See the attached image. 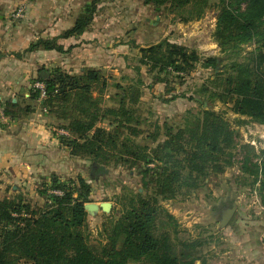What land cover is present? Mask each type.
Segmentation results:
<instances>
[{"label": "trees", "instance_id": "1", "mask_svg": "<svg viewBox=\"0 0 264 264\" xmlns=\"http://www.w3.org/2000/svg\"><path fill=\"white\" fill-rule=\"evenodd\" d=\"M98 1L85 5L74 26L60 37L83 34L94 19ZM243 2H246L243 10L235 7ZM145 3L156 7L169 4L172 10L190 6L192 11L197 9L198 12L192 19H199L208 0H145ZM188 20L190 18L185 19ZM215 36L219 45L229 44L235 52L244 43L257 45V53L249 62L237 63V73L227 77L219 96L222 102L232 104L235 113L264 124V0H237L235 3L221 0ZM40 49L64 52L58 38L41 37L30 43L24 53ZM141 50L144 54L141 62L148 64L150 70L183 74L200 61L197 51L169 41ZM220 61L219 56H209L203 66L216 67ZM43 69L40 71L45 74L40 73L38 79L46 86L44 107L67 123L65 128L73 137L71 155L91 160L97 170L110 163L162 165V171L155 178V190L158 195L170 198L181 188L197 187L208 170L223 172L225 164L230 162L232 149L237 145V131L220 113L209 108V97L213 94H207V87L191 97L201 95L198 102L203 101L202 115L188 127L167 131L164 144L150 150L148 145L134 139L143 134L139 113L143 94L141 81H130L122 87L118 105L106 106L103 95L108 80L100 70L85 68L81 73L72 74L59 67L51 71ZM31 87L30 98L37 100L40 92ZM206 94L207 99H203ZM8 105L16 106L11 102ZM30 109L26 106L22 110ZM105 121L110 128L100 125ZM157 136L154 133L153 137ZM76 181L78 187L74 188L58 185L63 194L53 193V202L39 211L8 197L0 200V264H128L131 261L208 264L204 260L186 259L183 253L177 254L170 233L158 227L163 211L157 196L138 195L132 199L114 226L108 229L107 243L100 250L94 248L86 235L89 213L85 204L91 201V185L82 176ZM164 214L173 218L167 211Z\"/></svg>", "mask_w": 264, "mask_h": 264}, {"label": "rangeland", "instance_id": "2", "mask_svg": "<svg viewBox=\"0 0 264 264\" xmlns=\"http://www.w3.org/2000/svg\"><path fill=\"white\" fill-rule=\"evenodd\" d=\"M29 1L0 4V14L7 17L6 20L12 27L25 24L29 19L26 6ZM47 1L54 8H60L63 0ZM227 1L235 3L237 0ZM220 3L221 0H208L202 17L192 19L198 12L197 9L192 11L190 6L172 10L169 4L156 7L146 4L145 0H99L94 18L97 17L104 28L109 23L113 25L110 42L108 34L102 36L100 42L103 50L110 43V49L114 48L115 51L114 67L111 69L116 70L108 73V86L103 95L104 105L117 106L122 87L130 81H141L144 99L139 103V113L142 117L143 134L134 139L153 150L158 144H164L167 131L188 127L197 116L202 115L203 101L189 109V105H192L189 97L192 93L196 94L197 90L207 87V94H213L209 97V108L220 113L238 135L237 145L232 149L230 162L225 164L223 172L208 170L197 187L191 190L181 188L174 197L166 198L158 195L155 190V178L162 171V165L139 163L130 166L125 163H110L97 170L91 160L70 155L73 137L61 134L69 152L64 172L54 170L41 175L34 178L29 186L18 182L24 190L19 186L14 189L12 184H5L0 180V200L8 197L18 203H28L31 210L39 211L53 202V193L63 194L58 185L78 187L76 180L82 176L91 185L90 202L111 203L109 212L100 209L88 215L87 239L98 250L107 243L108 229L114 226L132 199L138 195L157 196L163 211L158 227L170 233L178 255L183 253L186 259H196L197 262L204 260L208 264H264V161H261L264 140L260 138L261 135L264 136V124L254 121L250 116L235 113L232 104L222 102L219 96L227 77L237 73V63L249 62L257 53V45L241 44L237 52L229 44L219 45L215 32ZM245 6L246 2L235 4V7L242 10ZM21 8L24 9V16L18 17L17 13ZM108 15L110 16L107 18ZM188 18L190 20L185 21ZM63 33L64 30L53 38L59 39ZM162 41L185 45L191 51H197L200 61L183 74L170 70H150L148 64L141 62L144 55L141 48ZM61 53L64 56V52ZM13 54L21 57L15 52ZM209 56H219L220 63L216 67H204V61ZM42 67L43 71L58 67L64 69L63 66ZM42 67L34 77L35 82L41 81L38 79L40 73L45 74L40 71ZM150 84L159 86L154 93L148 88ZM207 94L203 99H207ZM172 95L181 98L176 99V103H169L170 115L165 117L160 108H156V104L159 105L164 99L173 100L170 97ZM149 101L152 104L148 105ZM183 109L186 112L180 118L177 114ZM100 125L110 128L107 121ZM154 133H157V138L153 137ZM254 140L257 144H254ZM232 206H235V211L223 225L222 217ZM164 211L173 218H168ZM128 264L146 263L131 261Z\"/></svg>", "mask_w": 264, "mask_h": 264}, {"label": "crops", "instance_id": "3", "mask_svg": "<svg viewBox=\"0 0 264 264\" xmlns=\"http://www.w3.org/2000/svg\"><path fill=\"white\" fill-rule=\"evenodd\" d=\"M20 1L24 0H0V4ZM90 2L91 0H63L60 8H54L50 1L30 0L26 5L28 22L18 27H12L6 20L7 17L0 14V180L5 184H12L14 189L18 186L23 189L18 182L29 186L36 177L54 170L64 172V164L67 166L68 163L69 152L60 136L61 129L67 123L42 106L39 98H30L32 82L38 69L47 65L63 66L64 70L73 74L81 73L85 68H94L100 70L107 80L108 73L113 70L114 48L110 49L109 43L103 50L100 43L105 34L109 35L110 42L113 25L109 23L104 28L97 17L83 34L58 39V43L64 46V56L60 51L45 49L24 53L33 41L41 37L53 38L63 30L72 28L79 14L84 11L85 4ZM13 52L22 55L19 58ZM158 87L150 84L148 88L154 93ZM194 95L192 93L189 97L192 104L189 109L196 106L201 98L198 95L192 99ZM178 98L181 97L168 101L164 99L160 106L156 104V108H160L161 113L168 117L171 106L169 103L173 104ZM143 99L142 96L141 100ZM9 102L16 106L8 105ZM26 106L31 109L22 110ZM184 112L186 109L177 115L182 118ZM260 138L264 140L263 135ZM253 142L257 144L256 140Z\"/></svg>", "mask_w": 264, "mask_h": 264}, {"label": "water", "instance_id": "4", "mask_svg": "<svg viewBox=\"0 0 264 264\" xmlns=\"http://www.w3.org/2000/svg\"><path fill=\"white\" fill-rule=\"evenodd\" d=\"M85 208L88 211V213H90V214L95 213V212L99 211L100 209L104 212H109L111 209V203L108 201H104L101 203L87 202L85 204ZM234 211H235V206H232L225 211V213L222 217V221H221L223 225H225L229 221V219L233 215Z\"/></svg>", "mask_w": 264, "mask_h": 264}, {"label": "built area", "instance_id": "5", "mask_svg": "<svg viewBox=\"0 0 264 264\" xmlns=\"http://www.w3.org/2000/svg\"><path fill=\"white\" fill-rule=\"evenodd\" d=\"M17 16L18 17H23L24 16V9L23 8H21V9H19L18 10V13H17ZM36 90H39V92H40V96H39V99L40 100H43V99H45V97H46V86H45V83L44 82H41V81H36V82H34L33 83V85H32ZM1 106V105H0ZM60 133L61 134H66V135H70V132H69V130H67V129H61V131H60ZM261 161H264V154H263V156H262V158H261ZM260 161V162H261Z\"/></svg>", "mask_w": 264, "mask_h": 264}]
</instances>
